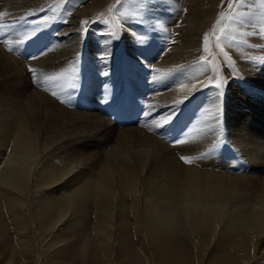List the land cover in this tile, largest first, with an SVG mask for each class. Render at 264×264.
I'll use <instances>...</instances> for the list:
<instances>
[{
	"label": "bare ground",
	"instance_id": "obj_1",
	"mask_svg": "<svg viewBox=\"0 0 264 264\" xmlns=\"http://www.w3.org/2000/svg\"><path fill=\"white\" fill-rule=\"evenodd\" d=\"M30 1H1L6 17L16 16L4 19L0 31L8 30L11 20L27 34L47 25L48 18L35 21L36 11L26 12ZM108 1L92 0L67 24H51L49 44L36 59L21 61L6 53L10 45L4 50L0 41V156L4 148L10 151L0 170V236L8 238L0 239L6 244L0 245V256L8 258L3 264H31L33 259L36 264H117V258L127 264L146 258L192 264L186 258L192 251L217 264H255L264 254V130L254 116L264 117V94L257 92L264 91V72L247 73L250 84L235 87L238 101L232 105L235 96L229 93L218 112L206 111L200 98L191 97L203 77L189 84L183 80V61L199 53L203 33L225 0H199L201 13L182 24L173 43L156 35L145 46L131 39L120 60L116 45L96 34L89 37L91 49L85 54L74 31L82 14ZM59 73L64 78L47 82ZM73 73L75 88L69 87ZM133 77L137 84L129 92L126 85ZM154 77L163 79L153 82ZM258 97L257 108L252 104ZM119 100L131 103L136 115L129 117L128 111L125 122L120 121L124 126L118 122L115 127L103 117V105ZM120 105L114 113L126 108ZM145 110L151 113L147 118ZM213 113L218 123L206 126ZM49 154L58 162H43ZM247 162L254 168H247ZM176 196L187 200L184 222L169 216L178 210L169 205ZM236 196L246 201L242 207ZM225 201H232L233 208L224 219L218 207H206ZM153 202L162 203L167 213L159 214ZM200 202L198 209L195 203ZM91 206L97 214L92 223L86 220ZM5 215L14 223L5 224ZM220 223L236 229L223 252L212 243ZM72 229L76 235L70 239ZM128 230L132 239L126 238ZM210 230L215 235L206 234Z\"/></svg>",
	"mask_w": 264,
	"mask_h": 264
},
{
	"label": "rangeland",
	"instance_id": "obj_2",
	"mask_svg": "<svg viewBox=\"0 0 264 264\" xmlns=\"http://www.w3.org/2000/svg\"><path fill=\"white\" fill-rule=\"evenodd\" d=\"M1 1L6 2V0H0V27L3 21H5L7 18L11 19L13 16H16L13 15L11 17H6L7 13ZM91 1L92 0H41L35 2L31 0L27 3L26 12L32 11V13H34V11H36L35 21H44L46 18H48L49 21L46 23L47 25H44L43 28H35L32 30L33 33L27 34L24 29L23 32V30H21L22 28H16L17 25L15 22H17V20H11L9 23H14V27L11 25L7 28L8 30L4 29L6 30L5 32L3 30L0 31V41L3 44L4 50L8 45H10L8 46L9 50L6 49L5 52L8 51L11 56L26 62L33 59V57L36 55H41V53L45 50V46L49 44V41L47 40L49 39V32L52 30V28H54V26H51V24H67L72 15H74L73 13L78 8L88 4ZM198 1L199 0H109L103 7L95 10L94 12L88 15L82 14L77 25L74 27V31H76L77 35H79L81 38L85 54L91 49L88 46L89 37L96 34L98 36L101 35L107 37V39H110V41L116 45L118 50V59L120 60L122 57L121 52H124L126 45H128L129 40L131 39H134L138 46H145L148 44V42L154 40L156 35L167 43H173L176 40L175 36H177L180 32L182 24L185 23V21H188L189 17H193V13H201V10L197 11L199 6L197 3ZM19 9L18 11H23V9ZM81 21H87V23L81 24ZM218 21L220 22L217 23ZM19 32L20 34L23 32L21 36H19ZM110 32H115L119 38H113L109 35ZM206 33L209 36V40L207 42H205L204 39ZM142 38L143 42H141ZM202 41L203 42L201 44L202 46L201 50H199V53L193 56L190 60L183 61V80L185 84H189V82L195 80V77H203L201 86L196 88V93L191 97L195 96L200 98L201 102H203L202 107L206 111L215 112L217 111V108H220L227 100V95L229 93L232 96H235L232 100V105H235V103L238 101L237 90H235V87H242L250 84L247 73L260 74L261 72H264V0H225L224 5L220 7L219 12L215 15L206 31H204ZM153 68L157 70L156 67ZM137 79V77L128 79L129 84L126 86L129 92H131V90L136 86ZM217 82L221 84L220 89H217L214 86ZM144 86L145 83L143 82L142 90ZM258 89L259 91L257 92L261 91L263 95V89ZM93 90H95V87H93ZM116 92L120 93V90H116L115 93ZM186 99L187 98H185V100ZM256 99L254 98L252 100ZM259 102L260 99L258 97L255 103L256 105L254 103L252 105L258 108ZM111 103H113V101ZM77 104L82 106L80 102L75 103L76 106H78ZM119 104H121V109H123V107L129 109V105H131V103L128 102L127 106L126 103H123L120 100L119 102L114 103V105L107 103L105 108V105H103V110L105 109L107 111H103V117L108 120L111 119L114 124L116 123L115 127L118 126V122H123L125 117H128L130 114L131 115L129 117H135L136 115V113H133L131 109L128 110L126 108V110L123 109L122 113H114V110H118L117 107H119ZM107 105L113 106V109H110ZM193 105H198L197 100L193 103ZM261 108L264 107L262 106ZM104 115H108L109 117ZM251 116L252 115H250V118ZM254 116H257V118L260 117L258 119L260 125L259 123L256 125L259 126L258 129L262 132L264 130V119L262 118L264 117H261L258 113H254ZM122 122L119 123L121 124L120 126H124L123 123L125 121L123 123ZM183 131L181 133H183ZM224 147L228 146L224 145ZM9 152V149H3V156H0V170H2L6 164L7 158L5 156L8 155ZM235 153H237V151ZM66 156H69V154ZM47 159L58 162L54 155H47L43 162ZM252 164L253 163L247 162L245 166L247 168H254ZM2 175L3 174L0 172V177ZM46 190H49L48 192L51 193V190L54 191L56 189H44L43 191ZM59 190L60 192L63 191V189ZM236 197L238 198H236L235 201L239 207H242V204L246 201L242 198V196ZM234 198L235 197H233V199ZM174 204L178 207V210L174 214H171L170 212L169 216H172L176 222H184L186 216L183 213H186L188 209L182 210V207L186 206L187 204L186 198L184 196L170 197L169 205L172 206ZM152 205L156 208L159 214L164 215L167 213L162 203L153 202ZM196 205H198L199 209L202 206V203H195V206ZM206 207L208 210L218 207L221 210V217L224 219L229 210L233 208V204L232 201L220 202L219 205H217L216 202H210ZM96 215L97 214H95L93 206H91V209L88 210V216L86 220L92 223L97 220ZM4 217L5 218L3 219V222L5 224H11L13 222L11 219H9L11 218L10 215H5ZM29 218L32 220V216H29ZM218 225L219 227L216 235L214 230L205 232L206 234L215 235V242L213 240L212 243L219 244L216 247V250L223 252L228 242L227 238L231 237L230 235H234L236 229H226L223 223ZM130 231L131 230H128L130 238L126 236L127 239H132V234ZM73 235H76V229H72L67 232V236L70 237V239ZM220 238L222 243H220ZM0 239L6 240L8 238L5 235H1ZM131 243H133V241ZM181 244L187 246L188 241L182 239ZM0 245L6 244L0 241ZM73 248L75 249V246H73ZM186 258L192 264H212L211 260L217 264L213 259L208 260L206 255L200 256V254L196 251L190 252V256ZM258 258L255 259V261H257L255 264H264V254ZM236 260L239 261L237 254ZM0 261L1 264H3L5 261H8V258L6 256H0ZM171 261H167L165 259L157 260L153 258H146L138 264H175L176 262L174 258H171ZM112 262L115 261L113 260ZM116 263L127 264L126 261H119L118 258ZM31 264H36L34 259ZM49 264H56V262L51 261Z\"/></svg>",
	"mask_w": 264,
	"mask_h": 264
},
{
	"label": "snow or ice",
	"instance_id": "obj_3",
	"mask_svg": "<svg viewBox=\"0 0 264 264\" xmlns=\"http://www.w3.org/2000/svg\"><path fill=\"white\" fill-rule=\"evenodd\" d=\"M70 14V13H69ZM220 21H218L217 23H219ZM87 21H81V24H86ZM215 28V26H214ZM86 30V29H85ZM110 36H112L113 38L115 39H118L119 36L115 33V32H110L109 33ZM205 42H207L209 40V36L208 34L206 33L205 34ZM219 39V38H218ZM143 42V38H142V41ZM11 50V49H10ZM37 57H33V59H36ZM29 71L32 72L34 71L33 69L29 68ZM65 74L64 73H59V74H53L51 76H48L46 78L47 82H50V83H53L55 84L59 79L61 78H64ZM163 78L162 77H154L153 78V82H158L159 80H162ZM76 80H77V76L75 75V73H73V77H72V81L71 83L69 84V87L71 88H75L76 87ZM217 89H220L221 88V84L219 82H217L215 85H214ZM180 88L181 89H184V88H187V85H184V84H181L180 85ZM196 88V85H192V88L191 89H188L189 91H193L195 90ZM52 95L54 97H58V93L56 91H53L52 92ZM62 102H65V101H62ZM177 104L179 103H182V101H177L176 102ZM149 108L152 107L151 105L148 106ZM219 111V108H217V112ZM143 115L145 116V118L149 117L151 115V113L147 110H145V112L143 113ZM168 121L166 120L165 123H167ZM212 123L213 125L218 123V117L215 115V113H213L211 116H209L206 120H205V125L207 126L208 123ZM159 126H162V125H159ZM182 141L180 140H177L176 143H181ZM181 160L184 161L185 163H189L190 162V158L188 157H184V156H181ZM74 167H78V165L74 166Z\"/></svg>",
	"mask_w": 264,
	"mask_h": 264
}]
</instances>
